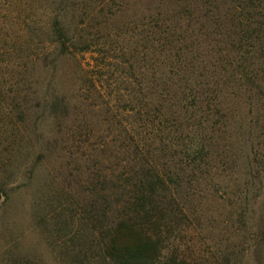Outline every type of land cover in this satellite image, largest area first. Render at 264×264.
<instances>
[{
    "label": "trees",
    "instance_id": "1",
    "mask_svg": "<svg viewBox=\"0 0 264 264\" xmlns=\"http://www.w3.org/2000/svg\"><path fill=\"white\" fill-rule=\"evenodd\" d=\"M93 1H57L59 14L66 10L70 18L77 17L75 11L80 7L87 10L86 28L73 29V35H68L69 25H76L72 20L65 25L59 14L54 16L49 26L55 47L53 60L72 56L73 50L91 49L92 36L100 33L96 16L103 15V3L92 14ZM145 9V24L141 18L133 25L142 23L137 34L145 46H137L130 57L122 52L115 57L117 65H112L133 74L125 85L126 100L118 98V117L113 119L99 94L78 97L87 122L83 125L86 137L94 134L95 115L101 121L114 122L115 129L112 143H98L97 147L91 143L88 153H81L82 164L72 168L79 169L72 177L77 180L79 175L84 176L93 191L95 186L98 191L90 194L89 189L85 232L67 237L72 249L68 251L70 264H205L183 257L162 259V234L172 227V219L188 218L181 208L189 193L184 186L211 178L210 159L229 157L223 142L228 123L219 99L222 93L242 98L249 117L242 126L249 147L246 178L235 184L236 190L228 200L231 210L227 212L230 233L239 240L230 241L218 252L222 264H228L236 259L234 247L240 245L247 224L254 222V234L259 238L255 243L264 246V0H158ZM107 11L105 25L111 14ZM16 96L21 97L19 93ZM92 97L102 101L99 113L89 111L93 103L85 102ZM74 104L65 106L78 114ZM168 120L172 122L170 127H166ZM147 128H151V134ZM25 139V135L16 136L17 143L11 140L3 152L13 153ZM111 157L113 164H104ZM74 163L79 162L75 159ZM257 194L262 196L258 216L251 208ZM61 197L60 193L56 199L52 196L49 204L55 202L58 208L63 203ZM20 262L32 264L27 259Z\"/></svg>",
    "mask_w": 264,
    "mask_h": 264
},
{
    "label": "rangeland",
    "instance_id": "2",
    "mask_svg": "<svg viewBox=\"0 0 264 264\" xmlns=\"http://www.w3.org/2000/svg\"><path fill=\"white\" fill-rule=\"evenodd\" d=\"M57 1L0 0V165L6 167L5 162L9 163L0 172V264H22L20 261L24 259L32 264H70L68 251L72 249L67 237L76 233L82 236L85 232L83 221L89 189L90 194L98 191L96 186L93 191L84 176L79 175L77 180L72 177L79 173V169L76 172L72 168L82 164L81 153L86 155L91 143L95 142V147L102 142L112 143L115 129L114 122L101 121L95 115L94 134L86 137L83 125L87 122L78 97L99 94L113 119L118 117V98L126 100L128 87L125 85L133 74L112 65L122 52L128 56L137 46H145V41L137 34L142 23L133 25L141 18L145 24L148 15L145 8L152 7L158 0H94L90 8L92 14L103 3V15L96 16L100 33L92 36L91 49L73 50L72 56L53 60L55 47L49 26L52 18L60 13L56 9ZM106 9L111 12L108 25L104 19ZM86 11L80 7L75 11V18H70L66 10L59 14L65 25L71 20L76 25L75 28L69 25L68 35H73V29L86 28ZM73 44L77 45V40ZM219 99L227 115L223 142L229 157L225 155L223 162L220 157L210 159L211 178L184 186L189 192L187 203L179 205L188 218L172 219L169 223L172 227L165 236L162 234L161 258L164 260L183 257L187 261L199 259L205 264H222L220 251L230 241L239 240L230 233L227 212L231 210L232 203L229 205L228 200L236 190L235 184L246 178L245 156L249 157V147L242 126L249 117L242 98L222 93ZM101 100L86 98L87 104L93 103L89 111L99 113ZM68 102L75 103L78 114L65 106ZM168 121L166 127L172 123ZM147 129L151 134V128ZM23 135L26 139L13 153V150L3 152L9 148L11 140L16 142V136ZM153 142L157 147L156 140ZM75 159L80 164L74 163ZM113 161L111 157L109 162H103L111 166ZM59 193L63 203L57 208L55 202H49ZM261 200L262 196L257 194L251 203L256 216L261 212ZM253 228L254 222L247 224L240 245L234 247L236 259L228 264H264V246L255 243L259 238ZM97 229L95 224V234Z\"/></svg>",
    "mask_w": 264,
    "mask_h": 264
}]
</instances>
